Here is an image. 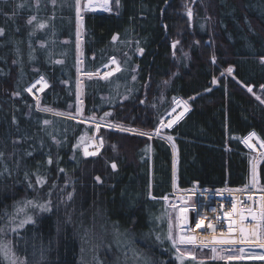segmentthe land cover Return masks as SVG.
Wrapping results in <instances>:
<instances>
[{
    "label": "trees",
    "instance_id": "trees-1",
    "mask_svg": "<svg viewBox=\"0 0 264 264\" xmlns=\"http://www.w3.org/2000/svg\"><path fill=\"white\" fill-rule=\"evenodd\" d=\"M184 1L111 0L109 11L83 12L81 70L94 72L111 56L120 69L107 79L83 77L81 115L152 132L180 97L188 110L163 128L174 143L178 187H249L254 154L242 137L253 130L264 142V0H194L199 13L192 24L183 15ZM76 8V0H0V224L23 193L51 195L66 183L82 236L81 225L95 217L135 238L155 264H264L204 260L197 248L193 257L175 249L165 200L173 173L166 140L96 129L36 107L25 89L43 76L48 86L38 105L77 112ZM250 86L260 99L246 90ZM95 132L103 146L86 157L82 145ZM255 164L264 188V157ZM54 213L26 225L54 249L44 264H79L77 239L55 232Z\"/></svg>",
    "mask_w": 264,
    "mask_h": 264
},
{
    "label": "rangeland",
    "instance_id": "rangeland-1",
    "mask_svg": "<svg viewBox=\"0 0 264 264\" xmlns=\"http://www.w3.org/2000/svg\"><path fill=\"white\" fill-rule=\"evenodd\" d=\"M77 2V0H76ZM100 3L102 6L97 7L95 4ZM111 0H79L80 15L77 16V51H78V96H77V112L76 113H66L62 111L53 110L51 108H44L38 105L36 101V107L44 112L54 113L64 116L72 117L75 120L90 122L95 125L103 126L111 130H120V131H129L133 134H141L146 136L155 135L156 128L152 132H142L139 130H134L132 128H127L115 122H105V121H94L84 118L81 115V96H82V80L87 73H84L80 68L81 61V43H82V31H81V18L84 11L94 10V11H103L110 10ZM191 10L192 22L198 16L199 9L198 6H195L194 0H185L183 4V15L189 20L188 12ZM77 10V8H76ZM190 21V20H189ZM79 45V47H78ZM119 63V62H118ZM120 65V64H119ZM232 69L231 67L225 70L226 73L231 74L228 70ZM117 72V71H115ZM114 72V73H115ZM94 74V73H93ZM113 74V73H112ZM95 75V74H94ZM93 76V75H92ZM47 82V81H46ZM48 83V82H47ZM32 82L27 86L30 88ZM47 87V86H46ZM45 87V88H46ZM26 88V89H27ZM252 87H246V90ZM30 93V92H29ZM256 98L260 97L258 93L253 91L250 92ZM182 100V99H181ZM182 102H186L182 100ZM185 104V103H184ZM174 103L172 104L173 107ZM187 105V102H186ZM188 107V105H187ZM79 109V111H78ZM159 134L156 135L158 138L166 140L172 149L173 155V172H175V150L173 148L174 143L169 141L167 137L168 134L165 133L163 128H159ZM95 135L103 137L100 132H95L84 144L86 145ZM103 139V138H102ZM84 144L82 145V152L84 154ZM103 146V144H102ZM102 148V147H101ZM100 148V150H101ZM99 150V151H100ZM97 152V154L99 153ZM96 154V155H97ZM95 156V155H94ZM91 157V156H86ZM256 165V164H255ZM253 171V169H252ZM256 172V168H255ZM257 178V177H256ZM36 181V180H35ZM253 184L251 179L248 186L250 187ZM256 188L264 189L258 185L256 179ZM70 188L66 187V183H63L60 187H57L56 190L49 195V193L43 191L37 192L35 189L31 197L26 193L20 195V197L14 202L10 213L7 219L0 224V264H44L46 258L50 257L52 250L51 243L41 242L33 232H29L26 225L35 222L45 212L53 209L57 216V224L55 227V232L57 234L67 233L77 239L78 242V262L79 264H155V259L146 252L144 249H140L138 244L134 240L128 238V235L123 233L115 232L113 225L107 224L101 218L95 219L92 217L90 223L81 225L83 228V236L78 230L79 219L75 220V211L78 212V208L75 207V204L71 202L70 195L73 191ZM69 195V196H68ZM70 203H68V202ZM31 202V203H29ZM191 202H194L192 199ZM39 205H46L48 210L42 211ZM169 206V205H168ZM169 232L174 245H176V236H177V223L175 218V210L173 207H169ZM57 214V215H56ZM79 215V212H78ZM31 218V221L24 223L22 227L20 224L22 221L28 220ZM83 224V222H82ZM264 238V235H263ZM263 242V241H262ZM251 247H201L195 246L198 253L202 256L204 260H256L264 259V247H261L260 244ZM194 248V255H195ZM215 249V251H213ZM243 249V251H241ZM56 250V249H55ZM177 250V249H176ZM179 252V251H178ZM48 254V256H47Z\"/></svg>",
    "mask_w": 264,
    "mask_h": 264
},
{
    "label": "built area",
    "instance_id": "built-area-1",
    "mask_svg": "<svg viewBox=\"0 0 264 264\" xmlns=\"http://www.w3.org/2000/svg\"><path fill=\"white\" fill-rule=\"evenodd\" d=\"M113 60H115V63H112ZM117 67L120 69L118 60L115 57H110L104 65L93 73L102 77L107 72L114 73ZM39 80L40 77H37L30 85H35V87H32V92L29 93L34 101L40 99L41 92L48 86L45 79L43 82L37 83ZM178 101L182 102L181 99ZM176 104V101H174L173 107L161 117L157 128H169L166 126L167 123L180 117L181 113L179 111L177 116L176 113L171 112ZM182 113L184 115L185 111ZM161 121H163V124H161ZM251 133H255V136L245 143V139ZM153 137H156V135H153ZM90 141H94L96 145H92L87 150L98 152L102 147V138L95 135ZM242 142L254 154L253 163H256L257 158L264 153V147H261L263 140L255 131L251 130L242 137ZM170 187L171 192L165 200L175 210L177 223L175 248L179 253L193 257L195 246L232 248L251 247L259 244L254 243L251 238L245 240L243 236L250 234L257 223L252 220L249 210L252 212L259 210L262 203L261 198L264 197V189H257L255 184L245 188L181 189L178 187L174 172L172 173ZM192 199L194 202H191ZM233 205H235V208H233ZM181 209H187L186 225L184 226L181 220ZM191 221L193 222L192 225ZM241 228L246 229L243 235L240 233ZM260 239L264 242L263 235ZM229 241H236V243H229Z\"/></svg>",
    "mask_w": 264,
    "mask_h": 264
},
{
    "label": "snow or ice",
    "instance_id": "snow-or-ice-1",
    "mask_svg": "<svg viewBox=\"0 0 264 264\" xmlns=\"http://www.w3.org/2000/svg\"><path fill=\"white\" fill-rule=\"evenodd\" d=\"M37 3H38V0H37ZM117 3H119V0H117ZM79 15H80L79 0H77V16L79 17ZM188 15H189V17H191V10H190V9H189ZM35 20H36V17L33 16V17H31V18L28 20V23H29V24H32ZM45 26H46V25L43 24V23H40V24H39V27H40V28H44ZM3 34H4V30H3V29H0V35H3ZM116 39H117V37H116V36H113V40L115 41ZM78 47H79V45H78ZM173 47H175V45H173ZM139 51L142 52L143 49H140ZM261 62L264 63V58H262V61H261ZM56 63L59 64V63H62V61H56ZM112 63H115V60H113ZM105 67H107V65H105ZM77 71L79 72L80 69L78 68ZM116 71H119V68H118V67H117ZM228 71L231 72V69H229ZM111 74H112L111 72H107V73H105L101 78H102V79H107ZM87 75H88L89 77H91V76L94 75V74H93V73H87ZM133 79H135V77H133ZM43 81H44V77L41 76V77H40V80L37 81V83H41V82H43ZM214 83H215V81H214ZM32 87H35V85H33ZM32 87L27 88V89H25V90L31 93V92H32ZM248 90H249L250 92L252 91L251 88H249ZM17 95H18V93H17ZM257 99H260V97H257ZM261 102L264 103V100H261ZM142 103H143V101H142ZM176 103L179 104V103H181V102L176 101ZM184 103H185L184 111L186 112L188 109H187L186 102H184ZM78 111H79V109H78ZM105 115H109V114L106 113ZM182 116H183V113H181L180 117H177V118L174 119V120H170V121L167 123L166 126L169 127V128L172 127V125L175 124V123L177 122V120H179ZM45 123L47 124L48 121H45ZM161 124H163V121H161ZM97 128H99V125H97ZM159 131H160V129L157 128L154 134H155V135H158V134H159ZM142 135H143V133H142ZM253 136H255V133H251V134H249V137H248L247 139H245L244 142L247 143V142H248V139H251ZM149 138H151V136H149ZM167 139H168L169 141H171V140H172V137L169 136V137H167ZM83 140H84V137H81V141H83ZM102 143H103V141H101V146H102ZM77 146H78V145H77ZM249 146H250V145H249ZM74 147H76V146H74ZM261 147H264V142H261ZM173 148H174V150H175V147H174V146H173ZM96 154H97V152H90V151L87 150V147H85V149H84V155H85V156H94V155H96ZM0 155H2V154H0ZM261 155H262V157H264V153H262ZM48 163L51 164L52 161L49 160ZM111 166H112V168H113L114 170H115L116 167H117V165H116L115 163H113ZM255 168H256V165H255V163H253V164H252V169H253V171H252V181H253V184L256 183V172H255ZM61 171H63V170L61 169ZM99 179H100V178L97 177V180H98V181H99ZM37 182H38V183L40 182V178H38ZM165 199H167V198L165 197ZM261 199H262V203H261V206H260V208H259V210H258L257 212H252L251 210H249V214L251 215L252 220L257 222V223L254 225L253 229L251 230V235H252L253 237H255L257 241L260 240L261 235H264V197H262ZM29 203H31V202H29ZM39 207H40V209H41L42 211H47V210H48V208H47L46 205H39ZM233 208H235V205H233ZM186 210H187V209H181L182 212H183V211H186ZM229 215H230V214H229ZM30 221H31V218L29 217L28 220H26V221H22V222H21L20 227H22L24 223H28V222H30ZM229 227L231 228V225H230ZM245 231H246V229H244V228H241V229H240V233H241L242 235L245 233ZM158 238H159V237H158ZM169 239H171V236H169ZM244 239L247 240V237H245ZM229 243H236V241H229ZM260 246H261V247H264V244H260ZM213 251H215V249H213ZM241 251H243V249H241ZM177 259H180V257H177ZM13 264H15V262H13Z\"/></svg>",
    "mask_w": 264,
    "mask_h": 264
},
{
    "label": "bare ground",
    "instance_id": "bare-ground-1",
    "mask_svg": "<svg viewBox=\"0 0 264 264\" xmlns=\"http://www.w3.org/2000/svg\"><path fill=\"white\" fill-rule=\"evenodd\" d=\"M95 5H96L97 7L102 6L100 3H97V4H95ZM41 85H42V84H41ZM30 87H32V86H30ZM38 89H39V88H38ZM184 108H185V104H184L183 102H181V103H179V104H176V106L171 110V112L176 113V116H177L178 111H179L180 113H182V112L184 111ZM92 145H96L95 142H94V141H89L84 147L91 148ZM249 236H250V237H249ZM245 237H247V238H251V240H252L254 243H258V242L260 241V240L257 241L256 238L253 237V236L251 235V233H250V234H246V235L243 236V238H245Z\"/></svg>",
    "mask_w": 264,
    "mask_h": 264
},
{
    "label": "water",
    "instance_id": "water-1",
    "mask_svg": "<svg viewBox=\"0 0 264 264\" xmlns=\"http://www.w3.org/2000/svg\"><path fill=\"white\" fill-rule=\"evenodd\" d=\"M188 17H189V15H188ZM189 20H190V24H192V15H191V17H189ZM173 43H172V47H173ZM178 100H180V97H177L176 99H175V101H178ZM186 216H187V212L186 211H183V212H181V220H182V225L184 226V225H186ZM193 224V222L191 221V225Z\"/></svg>",
    "mask_w": 264,
    "mask_h": 264
},
{
    "label": "crops",
    "instance_id": "crops-1",
    "mask_svg": "<svg viewBox=\"0 0 264 264\" xmlns=\"http://www.w3.org/2000/svg\"><path fill=\"white\" fill-rule=\"evenodd\" d=\"M262 242V240L260 239V241L258 243Z\"/></svg>",
    "mask_w": 264,
    "mask_h": 264
}]
</instances>
